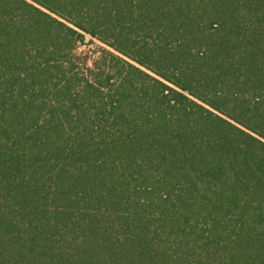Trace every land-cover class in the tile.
<instances>
[{"label": "trees", "instance_id": "trees-1", "mask_svg": "<svg viewBox=\"0 0 264 264\" xmlns=\"http://www.w3.org/2000/svg\"><path fill=\"white\" fill-rule=\"evenodd\" d=\"M0 264H264V0H0Z\"/></svg>", "mask_w": 264, "mask_h": 264}, {"label": "rangeland", "instance_id": "rangeland-1", "mask_svg": "<svg viewBox=\"0 0 264 264\" xmlns=\"http://www.w3.org/2000/svg\"><path fill=\"white\" fill-rule=\"evenodd\" d=\"M86 47L85 46H79V50H83L85 49ZM93 48V46L90 47V49Z\"/></svg>", "mask_w": 264, "mask_h": 264}]
</instances>
